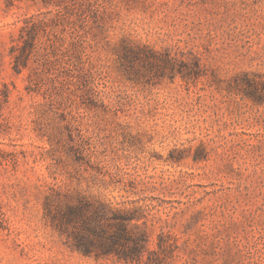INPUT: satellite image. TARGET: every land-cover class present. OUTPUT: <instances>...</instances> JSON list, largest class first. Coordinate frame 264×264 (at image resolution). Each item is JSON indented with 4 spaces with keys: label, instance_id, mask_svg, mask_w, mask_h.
I'll return each mask as SVG.
<instances>
[{
    "label": "rangeland",
    "instance_id": "374dc122",
    "mask_svg": "<svg viewBox=\"0 0 264 264\" xmlns=\"http://www.w3.org/2000/svg\"><path fill=\"white\" fill-rule=\"evenodd\" d=\"M0 264H264V0H0Z\"/></svg>",
    "mask_w": 264,
    "mask_h": 264
}]
</instances>
